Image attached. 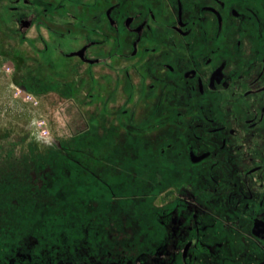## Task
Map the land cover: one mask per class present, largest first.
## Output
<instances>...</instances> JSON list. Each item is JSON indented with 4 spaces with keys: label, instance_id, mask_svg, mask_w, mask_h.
<instances>
[{
    "label": "flooded vegetation",
    "instance_id": "af4514ba",
    "mask_svg": "<svg viewBox=\"0 0 264 264\" xmlns=\"http://www.w3.org/2000/svg\"><path fill=\"white\" fill-rule=\"evenodd\" d=\"M0 21L11 84L85 101L91 162L88 222L13 205L0 264H264V0H0Z\"/></svg>",
    "mask_w": 264,
    "mask_h": 264
},
{
    "label": "rangeland",
    "instance_id": "374dc122",
    "mask_svg": "<svg viewBox=\"0 0 264 264\" xmlns=\"http://www.w3.org/2000/svg\"><path fill=\"white\" fill-rule=\"evenodd\" d=\"M1 28L3 27L0 26V235H10V228L22 222L25 208L29 210V215L38 214L35 218L37 220L42 219L41 212L45 214L43 219L48 217L46 210L49 206L48 208L55 210L52 214L56 215L58 220L88 222L86 214L89 215L91 162H89V114L85 101L79 96L74 101L82 114L78 119L68 123L69 129L73 132L71 135L68 127L59 123L60 117L54 116L57 112L53 107L47 111L43 101L36 99L37 102L34 103L33 100H26L23 94L15 93L16 84H11V80L18 81L20 75L17 74V69L13 71L12 61L15 67H22L23 64L20 56L17 59L15 56V60L11 59L13 57L9 47L14 44V47L20 49L21 45L16 37L2 32ZM62 103L52 101V106L57 109ZM39 118L45 120L49 134L54 135L55 130L58 132L61 129L62 133L58 139L63 144L69 143L70 146L76 147L67 152L80 159L83 166L77 167V170L70 168L64 158L65 155L45 143V138L38 135L34 126V121ZM99 121L102 123V118ZM8 203L10 209L15 208L13 209L15 218H12L13 224L10 223V226L9 223L7 226L1 221V215L6 213V210L3 212L1 208L5 209ZM13 204L23 207L24 211ZM42 204L47 206L44 207ZM113 204L121 205L116 201ZM16 208L20 211L17 212ZM68 211H78L80 214L77 217L75 213L69 212V216ZM74 228L80 227L76 225Z\"/></svg>",
    "mask_w": 264,
    "mask_h": 264
},
{
    "label": "crops",
    "instance_id": "0c3cea01",
    "mask_svg": "<svg viewBox=\"0 0 264 264\" xmlns=\"http://www.w3.org/2000/svg\"><path fill=\"white\" fill-rule=\"evenodd\" d=\"M50 102L49 104L46 103V102ZM43 101V106L47 109V111L49 110H52V107L53 109L55 110V112H57L56 114H54V116L56 117H60V122L61 125H65L68 127V132L71 133V135H73V132H71V130L69 129V124L74 120V119H78V117H81L80 114H78V109H80V107H77L75 104H74V101L75 100H61V102H63L57 109L56 107L52 106V101ZM42 102V101H41ZM45 102V103H44ZM54 102H57V101H54ZM74 104V105H73ZM47 105L49 107H47ZM57 110V111H56ZM68 121V122H67ZM63 123V124H62ZM69 123V124H68ZM57 129V128H56ZM61 132V129H59V131L57 132L56 130L53 132V136L55 137V139H57L58 141H60L58 139L59 135H60ZM70 137V135L68 136ZM61 142V141H60Z\"/></svg>",
    "mask_w": 264,
    "mask_h": 264
},
{
    "label": "built area",
    "instance_id": "2783aa9c",
    "mask_svg": "<svg viewBox=\"0 0 264 264\" xmlns=\"http://www.w3.org/2000/svg\"><path fill=\"white\" fill-rule=\"evenodd\" d=\"M15 93H20L23 94V97L26 100H33L34 103L37 102V100L33 97V95L29 92L23 91L17 87H15ZM35 127L37 129L38 135H40L41 137H46L48 136V129L47 126L45 125V120L42 118L36 119L35 120Z\"/></svg>",
    "mask_w": 264,
    "mask_h": 264
},
{
    "label": "water",
    "instance_id": "95a60500",
    "mask_svg": "<svg viewBox=\"0 0 264 264\" xmlns=\"http://www.w3.org/2000/svg\"><path fill=\"white\" fill-rule=\"evenodd\" d=\"M16 87L19 88V89H21V90L24 89L23 86H16ZM42 138H45V137H42Z\"/></svg>",
    "mask_w": 264,
    "mask_h": 264
},
{
    "label": "bare ground",
    "instance_id": "6f19581e",
    "mask_svg": "<svg viewBox=\"0 0 264 264\" xmlns=\"http://www.w3.org/2000/svg\"><path fill=\"white\" fill-rule=\"evenodd\" d=\"M70 188V187H69ZM51 189V188H50ZM82 190H85V189H83V188H81ZM52 190H54V189H52ZM56 190V189H55ZM82 192V191H81ZM20 194V193H19Z\"/></svg>",
    "mask_w": 264,
    "mask_h": 264
},
{
    "label": "trees",
    "instance_id": "16d2710c",
    "mask_svg": "<svg viewBox=\"0 0 264 264\" xmlns=\"http://www.w3.org/2000/svg\"><path fill=\"white\" fill-rule=\"evenodd\" d=\"M19 202V201H18ZM20 203V202H19ZM19 203H17V204H19ZM16 204V203H15ZM15 204H13V205H15Z\"/></svg>",
    "mask_w": 264,
    "mask_h": 264
}]
</instances>
